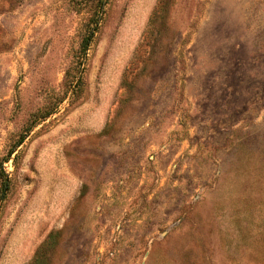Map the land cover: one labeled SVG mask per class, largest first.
I'll list each match as a JSON object with an SVG mask.
<instances>
[{"label": "rangeland", "instance_id": "1", "mask_svg": "<svg viewBox=\"0 0 264 264\" xmlns=\"http://www.w3.org/2000/svg\"><path fill=\"white\" fill-rule=\"evenodd\" d=\"M0 264H264V0H0Z\"/></svg>", "mask_w": 264, "mask_h": 264}, {"label": "crops", "instance_id": "2", "mask_svg": "<svg viewBox=\"0 0 264 264\" xmlns=\"http://www.w3.org/2000/svg\"><path fill=\"white\" fill-rule=\"evenodd\" d=\"M49 169L50 170L54 169V171L57 172L58 177H64V178H67L69 180L67 193H72V191L74 189L75 190L77 189L76 184L73 181V179H74L73 173L70 170L66 169L65 166H62V168H61V166L59 168H55L53 166V163H49ZM60 187L65 188L66 185L60 184V183L57 184V188H60ZM33 224H34V230L31 231L32 232L31 234L33 235L32 240H27V242H25V243H27L26 246L22 247L19 251V254L17 255V257H19V258H30L32 256V254L35 252L38 244L40 243V241L37 240V237H36V235H37V232L35 230L36 223H33Z\"/></svg>", "mask_w": 264, "mask_h": 264}, {"label": "trees", "instance_id": "3", "mask_svg": "<svg viewBox=\"0 0 264 264\" xmlns=\"http://www.w3.org/2000/svg\"><path fill=\"white\" fill-rule=\"evenodd\" d=\"M97 25V22L96 24ZM93 37V33L90 35V36H87L86 38H84L80 44V51L82 53V56L84 57L86 55V52L88 50V47L90 45V42H91V38ZM24 142V138H22L18 143L17 145L15 146V148L13 150H11L9 152V155L7 156V158L4 160V161H8L10 160V157L16 152V150L21 147V145L23 144ZM3 190H6L7 189V185L6 184H3ZM3 198H1V201H2Z\"/></svg>", "mask_w": 264, "mask_h": 264}]
</instances>
